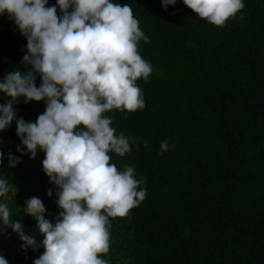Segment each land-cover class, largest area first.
<instances>
[{
	"label": "trees",
	"instance_id": "obj_1",
	"mask_svg": "<svg viewBox=\"0 0 264 264\" xmlns=\"http://www.w3.org/2000/svg\"><path fill=\"white\" fill-rule=\"evenodd\" d=\"M114 2L131 5L149 38L138 42V52L152 73L136 82L143 109L104 114L116 135L137 141L123 157L109 153L110 162L146 178L140 187L147 196L126 216L109 218L110 247L102 258L109 264L118 256L128 264H264V0H244L223 26L201 19L182 0L167 10L161 0ZM26 45L14 20L0 15V81L30 69L22 63ZM7 100L0 94V105ZM13 107L17 118L35 122L46 105L21 98ZM164 140L169 150L161 154ZM18 145L23 148L13 121L0 131V146ZM37 152L22 159L27 169L16 166L18 175L6 166L2 174L9 172L13 184L27 179L42 185L45 218L54 223L61 211L57 189L43 171L45 154ZM8 207L39 244L36 220L23 208ZM21 245L10 227L0 234V255L8 264H33L44 251Z\"/></svg>",
	"mask_w": 264,
	"mask_h": 264
},
{
	"label": "clouds",
	"instance_id": "obj_2",
	"mask_svg": "<svg viewBox=\"0 0 264 264\" xmlns=\"http://www.w3.org/2000/svg\"><path fill=\"white\" fill-rule=\"evenodd\" d=\"M201 19L223 26L245 7L244 0H182ZM0 0V15L14 20L27 40L22 63L27 72L15 70L0 81V94L8 97L0 105V131L16 124L21 155L35 158L45 154L42 168L56 186V204L61 211L55 222L45 218L41 199L25 201L23 212L36 220L43 239L26 235L13 219L5 202H0V234L7 228L19 236L22 249L39 247L43 253L33 264H109V218L124 217L147 196L132 166L119 170L109 153L120 157L137 141L116 135L112 120L104 115L113 109L134 112L145 107L138 79L147 80L152 66L138 52V42L149 38L139 27L131 5L114 0ZM177 0H161L165 10ZM59 9L60 14H57ZM71 9V11H69ZM243 19V16H240ZM37 76L40 78L36 86ZM23 98L44 101L45 110L35 122L17 118L13 105ZM148 142L144 141V147ZM174 147V145H173ZM169 143L160 144V153ZM5 154L0 151V164ZM19 157L7 155L10 168ZM11 187L0 174V198ZM52 189L47 195L52 196ZM0 264H8L0 255Z\"/></svg>",
	"mask_w": 264,
	"mask_h": 264
},
{
	"label": "rangeland",
	"instance_id": "obj_3",
	"mask_svg": "<svg viewBox=\"0 0 264 264\" xmlns=\"http://www.w3.org/2000/svg\"><path fill=\"white\" fill-rule=\"evenodd\" d=\"M21 149L26 151V149H23V148H21ZM0 151H2L5 154V160H4V162L2 164H0V174L3 173V168H2L3 166L8 167V165H7V155H8L9 152H11V154L14 155V156L19 157V159L21 161L19 164L21 166H25V162L22 161V159H24V157L27 158V155H21V154L16 153L17 147H11V146L4 147V146H0ZM37 156H38V154H37ZM27 167L28 166L26 165L25 166V169H27ZM8 169H10V167H8ZM12 172H15L16 175H18L19 173H21L20 171H18L16 169V167L12 168ZM5 173L6 174H9V172H5ZM6 174H5V178L8 179V177L6 176ZM9 184H10V187H11L10 193L7 195L6 198H0V202H5V203L8 204V206L13 205L14 207H17V208H23L25 206V204L23 202H21V200L23 198H28L29 195H30V198L31 197H37V198H39L41 200L44 199V196L42 195V185L38 184L34 180L28 181L26 179L25 181H22V184H21V182H18V179L15 181V184L11 183L10 180H9ZM25 189L26 190H30V191H33L34 190V191L32 193H29V194H25L24 195L23 194V190H25ZM25 200H27V199H25ZM12 212H14V210ZM26 216H27V214H26ZM23 227L26 228L27 227V223L23 224ZM123 245H124V249L128 246V244H126L125 239L123 240ZM109 257L110 256H107V258H109ZM127 262L128 261L127 260H124L123 257L118 256V262H117V264H128Z\"/></svg>",
	"mask_w": 264,
	"mask_h": 264
}]
</instances>
